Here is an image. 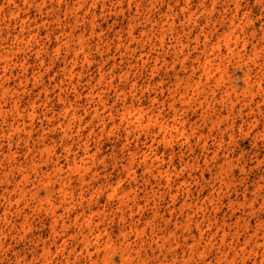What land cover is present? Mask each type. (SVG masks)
<instances>
[{
  "label": "rangeland",
  "instance_id": "1",
  "mask_svg": "<svg viewBox=\"0 0 264 264\" xmlns=\"http://www.w3.org/2000/svg\"><path fill=\"white\" fill-rule=\"evenodd\" d=\"M237 2L240 22L235 21V30L228 21ZM231 30L248 39L247 53L239 47L241 56L224 60V84L240 94L245 87L246 65L253 59L264 62V51L258 43L260 37L264 38V0H0V55L8 54L0 62L1 68L4 66L0 73H7L0 76V84L10 88L2 101L5 122L0 132V171L19 166L35 182L34 186L27 182L32 194L27 192L18 204L13 201L10 185L0 182V241L4 240L0 264H78L75 256L80 252V238L74 237L70 227L58 229L59 237L49 253L42 255V244L37 245L39 237L47 240L49 236L45 217L50 216L51 206L57 213L71 217L86 210L107 224L113 243L118 242L120 230H127L131 231L130 240L146 247L155 235H164L165 242L173 241L174 229L180 232L174 222L176 217H184L179 207L184 200L202 207L193 219L203 224V230L214 217L221 224L232 211L242 215L239 224L249 225L250 233L255 225L263 223L262 123L257 129H248L252 116L247 117L246 110L242 114L245 123L237 118L232 131H226L224 122L212 128L211 123L201 120L202 109L197 101L181 102L179 96L184 86L181 78L186 79L191 65L196 63L187 61L186 68L182 67V54L177 53V59L172 48L175 40L179 37L186 42L187 37L200 34L203 48L202 33L210 32L214 41ZM130 31L134 39L126 49ZM79 38L83 40V50ZM253 45L257 48L255 56L251 52ZM200 47L198 51L190 47L189 51L199 54ZM74 51L78 53L75 61ZM72 65L75 75L70 79L66 70ZM101 76L111 80V85H98ZM94 86L106 104L105 108L99 106L102 109L96 118L91 113L97 99L92 101L87 96ZM260 96L254 99L260 100ZM63 101L70 112L75 108L77 116L91 124L80 125L78 117L69 121L70 116L66 117L61 109ZM14 102L17 110L10 109ZM239 107L237 104L236 115ZM124 109L130 115L142 111L158 120L178 123L188 133L192 128L193 134L189 140L169 135L163 138V132L155 127L130 128L122 117ZM130 115L126 116L129 121ZM9 123L14 127L8 131ZM67 144L71 150L65 153ZM155 156L158 159L149 170L147 165ZM75 162L91 165V170L74 169ZM52 164L62 167L60 174H55ZM220 166H225L222 172ZM158 169L163 173L159 174ZM93 174L97 181L91 182ZM222 177L224 183L219 182ZM115 188L118 196H110ZM170 191L178 196L172 217ZM134 193H138L139 209L132 207ZM18 208H23L20 215ZM234 219L226 224L242 239L244 226L236 228ZM13 220L17 221L15 228ZM194 233L197 236L196 230ZM64 240L68 242L67 250L59 254L56 249ZM72 245H77V252L69 254ZM154 253L156 258L160 256L157 250ZM44 256L47 261H43ZM114 258L116 264H123L118 254Z\"/></svg>",
  "mask_w": 264,
  "mask_h": 264
},
{
  "label": "bare ground",
  "instance_id": "2",
  "mask_svg": "<svg viewBox=\"0 0 264 264\" xmlns=\"http://www.w3.org/2000/svg\"><path fill=\"white\" fill-rule=\"evenodd\" d=\"M183 8L184 7H181L182 10ZM239 9L240 4L237 2L233 10V15L229 18L228 21L229 26H235V30L238 28V25H236L235 21L240 22V20H238ZM165 17V23H168V15L165 14ZM235 30H231L228 34L226 33L220 37L216 36V39L214 41L210 38L212 35L209 36V34H211L210 32L206 34L202 33V35H204L202 44L203 48L200 47V34L193 35L192 39H188L187 37L186 42L178 37L175 40V43H173L172 45L177 59L179 58V56H177V53H181L183 56V58L180 59L183 68H186L187 61H192L193 64L196 63V65H191L190 73L187 75L186 79L181 78L184 82V86L182 87V92H179L180 101H187L188 103L191 99H193V101H197L198 108L202 109V113L200 115L201 120L211 123L212 128L214 127V125H219V123L224 122L226 124L225 129H227L226 131L229 132L234 129L237 118H240V120H242L241 123H245L242 114H244V111L246 110H248V112L245 115L247 117L252 116L251 119L248 120V129H257L260 123H262L264 127V62L259 63L253 59L251 61V64L249 63L246 65L247 69L244 78L245 87L240 92V94L234 92L231 86L224 84L225 58H230V56L234 55L241 56V51H239L238 48L241 47L242 51L245 52L248 43L247 38H241L239 35H234ZM129 35L131 36V38L125 46L126 49L131 46V40L134 39V37H132V31L129 32ZM254 37L255 35L253 34L252 38ZM163 41V35H161L159 39L160 46L163 45ZM82 42L83 40L79 38V45L83 50L84 44ZM191 42H193V46H191ZM258 43L262 45V49L264 51V38L260 37ZM190 47H192V51H198V47H200L201 50L199 51V54L193 55L192 51H189ZM251 52H253V56L257 54L256 45H253ZM7 58V53L5 55H0V62L2 59ZM77 58L78 53L74 51L72 59L75 61L77 60ZM83 59L85 61L88 60L86 54L83 55ZM153 61L156 65L159 61L158 55L154 57ZM1 66L2 65L0 64V69H3L4 66L2 68ZM74 70L75 69H73V65L66 70L70 79L75 75ZM197 71H199L200 73L197 74ZM215 71L218 72L217 76L215 75ZM125 72L129 73L128 70L124 71V73ZM128 73L126 75H128ZM6 74L7 73L3 71V74L0 73V76L2 75L3 77H5ZM101 79L102 81L98 83V85H102L103 83H105V85H111L112 83L111 80H103V76H101ZM5 80L6 78L4 79V81ZM221 87H223L222 90H220ZM95 88L96 86H94L90 90V92L87 93V96L92 101H95L92 98L97 99L96 103L92 104L93 113H91V115L93 118L99 117V110L102 109L99 106L105 108L106 105L104 100L102 99L101 92L99 91V93L98 89L97 91L94 90ZM9 89V85L1 82L0 132L4 131L2 123L5 122L2 101L9 93ZM258 94L261 95V98H259L260 100L254 99V97ZM66 104L67 103L63 101L61 109L66 113V117L70 116L68 119L69 121L73 122L78 117L80 125L82 123H86L88 125L91 124L92 121L87 122L84 120V118H80L79 116H77V110L75 108H71L72 112H70L69 107ZM237 104H240V107L236 115L234 111L237 107ZM69 106L71 107L72 103H70ZM171 106L172 108H175L174 104H172ZM10 109L17 110L15 102ZM85 109H87V107ZM145 113H143L142 111H137L136 114L130 115V112L127 109H124L122 117L123 120L125 119L126 123H128V127L141 128L142 126H144L146 128H149V130L155 127L159 132H163V138H165V135H169L171 137H184L186 140H189L190 136L193 134L192 128L190 129L191 132L188 133L184 127L180 128L178 123H169V121L158 120L157 117H154L153 115L147 116L146 114L148 113ZM127 115H130L132 117L131 118L129 116V118H131L130 121L126 119ZM181 124L183 125V122H181ZM243 124H241V126L239 125L240 130ZM12 126L14 127L12 123H9L7 125V130L9 131ZM211 127L210 130L212 129ZM260 133L261 132H258V134ZM0 136H3V134H1ZM202 136L203 135L201 134V138H204V136ZM86 142L87 141L85 140L83 144L84 148L87 150ZM206 143L207 142L204 139L203 145L205 146ZM70 150L71 148L68 144L64 146L65 153ZM211 153L213 152L211 151ZM213 154H216V150ZM7 157H11V154H8ZM152 159L153 160H150L151 164L147 165L149 170L154 167V160H157L158 158L155 156ZM45 162H48V160H45ZM73 168H81V170L87 172L91 170V165H82V163L78 164L77 162H75L73 163ZM224 168L225 166H220V171L222 172ZM34 170L36 171L35 168ZM53 171L55 172V174H60V171H62V167H58L55 165L53 166ZM25 172L26 170L24 168L22 169V167L19 168V166L15 168L12 167L9 171H0V182L10 185V191L13 194V201L15 202V204H18L21 199H24L27 192L32 194L31 189L27 190L26 185L27 182H29L34 186L35 182L33 180H29L30 175L29 173ZM157 172H159V174L163 173L161 169H158ZM200 176H203L202 172H200ZM167 178L168 180L170 179L169 177ZM57 180H59V178ZM81 180L82 182L85 181V177L83 175L81 176ZM90 180H92L91 182L97 181L95 174L90 176ZM63 181H65V178L63 179ZM224 181L225 179L223 177L219 179L220 183H224ZM181 183L179 181V184ZM36 188L37 186H35L33 189ZM10 191H8V193L10 194L8 198L10 199V201H12ZM110 196H118L117 188L112 190ZM170 196L172 200V207L169 210V215L170 217H172L173 209L177 207L176 201L178 200V196L177 193H174L172 191H170ZM137 197L138 193H134L135 203L132 205V207L136 206L137 209H139L140 206L137 201ZM119 203L122 204V202ZM252 204L253 203L251 202V204L249 205L250 208L253 207ZM261 206L264 207L263 202H261ZM179 207L181 209V215L182 217L184 215V217L181 220L178 217L175 218V227L179 228L180 232H178L177 229H174L173 241H171L170 243L165 242L164 235H155V238L152 237L150 243L146 247L142 244H138L135 240H130L129 234L131 231L127 230H120L119 234L117 235L118 242L113 243L110 238V234L107 232V228L105 227L107 226V224H105L104 221L95 219L94 217L90 216V214H87L86 210L78 212L74 215V217H71L70 214L63 215L57 213L55 211L56 207L51 206L48 208L50 216L45 217V219L49 222V225H47L49 228V236L47 237V240H43L39 237V239H37V245L40 243L42 244V255L49 253L51 251V246L55 245L57 238L59 237L58 229H64V227L67 226L72 228L71 232L76 234L74 237L80 238V252L75 256V260L78 264H116L114 258L115 254L119 255V257L123 261V264H264V221L263 223L259 222L257 225H255L254 228H252V232L250 233L249 225L239 224L242 215H236L232 211V213L228 214L227 219H224L225 216L222 218L223 222L221 224H218L217 219L214 217L212 223H210L211 225H206V230H203V224L199 223L197 219H193L195 215L199 214L197 213V210L202 209L200 205H198L197 203L191 205L184 200L179 204ZM26 208H29V206H26ZM22 210L23 208L16 209L17 214L20 215ZM25 216L24 218H26ZM142 216L143 215L141 214L140 219L142 218ZM3 217L4 219H7V217H5V214ZM233 217L235 218L234 223L236 228L241 229L244 226L242 239L237 230L235 231V233H231V227L226 224V221L232 220ZM138 222L139 218L138 221L136 220L134 222V225L137 226ZM12 223H15L12 224L15 228L17 221L13 220ZM193 227L194 230L197 231V236L194 233ZM212 229L214 231H212ZM46 242L47 245H45ZM3 245L4 240L0 241V248H2ZM67 246L68 242L64 240L62 242L61 248L56 249V252L62 254L65 250H67ZM76 247L77 245H72L69 254L77 252ZM155 250H157L160 254V256H157V258L154 253ZM211 254V259L206 261V258ZM195 257H197V259H195ZM43 261H47V258L45 256L43 258Z\"/></svg>",
  "mask_w": 264,
  "mask_h": 264
}]
</instances>
